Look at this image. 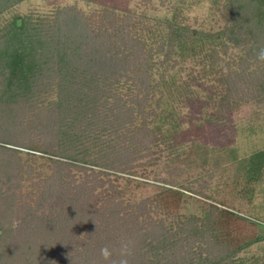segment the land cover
Masks as SVG:
<instances>
[{"label": "trees", "instance_id": "obj_1", "mask_svg": "<svg viewBox=\"0 0 264 264\" xmlns=\"http://www.w3.org/2000/svg\"><path fill=\"white\" fill-rule=\"evenodd\" d=\"M25 1L0 0V18H4L0 23V104L7 114L17 106L40 105L46 111L42 117L54 143L25 146L29 155L43 156L56 170L46 178L36 177L23 205L27 217L33 215L30 219L40 222L32 223L33 237L16 243L10 235L16 229L7 227L3 219L4 210L11 211L10 204L18 197L0 204V264H118L121 241L138 234L142 223L162 233L143 231L142 246L134 247L129 264H264V260H237L240 252L264 240L259 234L263 225L233 210L227 199H196L186 193L191 187L185 185H155V195L140 202L124 204L122 198L151 185L136 178L139 173L130 164L133 159L171 137L161 132L160 124L148 128L162 114L153 108V101L159 104L161 99H156V92L162 83L154 76L158 60L166 67L174 56L202 55L215 64L219 47L227 51L234 46L245 48L251 64L260 68L264 62L256 59V53L264 47V0H228L223 11L226 24L214 33L193 29L178 18L153 19L111 7L102 8L95 17L76 6L62 8L54 17L12 13ZM241 63L246 69L250 64L244 59ZM11 144L4 140L1 146L18 152ZM208 153L206 145L194 140L184 159L177 161L176 156L172 165L205 164ZM213 161L230 163L227 169H232V175L226 184L237 195L243 180L250 182L261 174L264 152L240 159L236 148H226ZM110 170L128 176L113 175ZM34 196L39 197L35 203ZM189 199L207 208L203 217L183 223L185 239L200 242V250L189 251L197 255L192 259L184 256L183 239L172 227L167 230L151 216L155 211L177 215ZM149 236L157 239L149 240ZM105 246L113 254L110 260L100 254Z\"/></svg>", "mask_w": 264, "mask_h": 264}, {"label": "rangeland", "instance_id": "obj_2", "mask_svg": "<svg viewBox=\"0 0 264 264\" xmlns=\"http://www.w3.org/2000/svg\"><path fill=\"white\" fill-rule=\"evenodd\" d=\"M227 1L27 0L12 13L54 17L62 8L76 6L78 10L90 17L96 16L104 7H111L119 11L143 14L153 19L178 18L193 29L214 33L226 24L223 11ZM7 15L10 14L4 16L7 17ZM3 20L4 18L1 17L0 23ZM218 51L215 64L210 58L204 59L202 55L184 59L174 56L175 60L168 61L166 67H162L161 62L159 63L161 60H158L154 76L162 83L160 90L156 92V99L161 98V102L155 104L153 101V108H156L158 114H162L160 118L150 121L148 128L154 129L157 124H160L161 132L170 133L171 137L159 146L153 145L151 150L143 149L137 158L131 160L130 164L135 165L137 168L134 167V169L139 173L136 178L151 185L136 189L132 197L128 194L122 198L124 204L132 201L140 202L147 196L155 195V185H174L175 187L185 185L191 187V191L186 190V193L196 199L200 198L208 202L211 198L227 199L229 202H226L231 204L229 206L233 210L241 212L244 216H250V219L260 221L263 227L259 228V234L264 236V165L259 177L250 182L243 180L238 185L237 195H234L231 193L232 188H228L226 184L228 177L232 175V169H227L230 163L223 162L218 165L213 161L215 154H224L226 148H236L240 159H247L257 151L264 152V84L262 85L261 82V79L264 81V65L259 68V65L251 64L253 59L247 55V50L243 47L231 46L227 51L219 47ZM243 59L250 63L247 69L245 64L241 65ZM168 88H171L172 93L167 91ZM53 97L56 96L53 95ZM40 107V105L29 106V108L17 106L12 109V114L10 112L7 114L5 106L0 104V139L2 141L0 146L4 140H7L12 143L10 147L18 151L7 152L8 150L2 148L4 146L0 147V204H10L12 197H18L10 204L11 211L5 209L2 214L3 219L6 218V226L16 229V232L11 230L10 233L16 243L21 242V238L33 237V234L30 235L34 226L32 223L37 222L30 219L33 215L27 217L23 210L27 194L32 189V183L36 181L39 174L46 178L56 170V165L54 166L43 156L29 155L25 146L27 143H38L49 147L54 143L53 132L42 117L46 111ZM194 140L209 148V161L205 164L200 161L189 164L179 162L173 166L171 159L176 156L177 161L179 157L184 159ZM110 172L113 175L115 173L127 175L114 170ZM198 191H203L209 196H203L197 193ZM37 197H33L34 203ZM118 199L120 198L115 200ZM186 201L177 215L167 216L155 211L151 216L155 223L161 222L167 230L172 227V232L183 239L181 241L184 243V256L192 259L197 255L189 251L200 250L198 247L200 242L194 243L193 239H185L183 223L193 217H203L207 208L205 204L195 199ZM98 205L101 207L100 202ZM11 212L9 217L12 222L8 223V214ZM1 213L2 208H0V215ZM122 215L123 212L120 216ZM26 218H28L27 222H25ZM143 221L144 217H141L140 222ZM112 222L116 220L108 224ZM39 223L38 221L35 225ZM137 230L140 232L129 239L136 250V247L142 246L140 243L145 237L142 234L143 231L153 232L157 236L162 233L159 228L146 223H142ZM147 239L156 240L157 237L154 239V236H149ZM237 260L243 263L264 260V240L240 252Z\"/></svg>", "mask_w": 264, "mask_h": 264}, {"label": "clouds", "instance_id": "obj_3", "mask_svg": "<svg viewBox=\"0 0 264 264\" xmlns=\"http://www.w3.org/2000/svg\"><path fill=\"white\" fill-rule=\"evenodd\" d=\"M256 59L260 62H264V47H261L258 50V52L256 53ZM100 254L105 260H110L112 256V252L107 246L101 248ZM119 254L120 260L118 261V264H129V257L134 255L133 242L131 240H122Z\"/></svg>", "mask_w": 264, "mask_h": 264}]
</instances>
